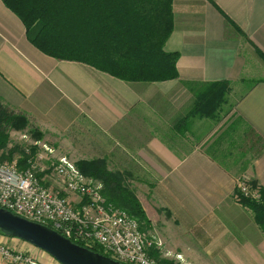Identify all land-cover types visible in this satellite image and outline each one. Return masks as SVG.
<instances>
[{"label": "crops", "instance_id": "obj_1", "mask_svg": "<svg viewBox=\"0 0 264 264\" xmlns=\"http://www.w3.org/2000/svg\"><path fill=\"white\" fill-rule=\"evenodd\" d=\"M172 15L163 50L178 55V77L124 82L44 55L0 0V100L64 141L85 133L89 161L147 188L135 196L161 241L149 251L158 262L264 264V232L237 200L236 173L184 119L207 84L238 88L228 111L261 145L241 171L264 191V0H173ZM11 238L0 234V245H17Z\"/></svg>", "mask_w": 264, "mask_h": 264}, {"label": "trees", "instance_id": "obj_2", "mask_svg": "<svg viewBox=\"0 0 264 264\" xmlns=\"http://www.w3.org/2000/svg\"><path fill=\"white\" fill-rule=\"evenodd\" d=\"M172 1L2 0L23 23L27 40L44 55L88 65L124 82L145 83L178 77V55L163 50L173 27ZM229 92L227 81L207 84L184 119L194 115L215 117L229 103ZM27 122L24 114L16 113L0 100V150L7 147L10 132L25 129ZM32 133L41 138L40 133L34 130ZM33 150L27 148L30 156L24 150L25 164L22 157L16 163L18 168L28 166L30 158H34ZM16 151L13 149L10 155ZM0 159L11 160L3 154ZM76 168L83 176L100 183L105 200L134 217L142 231L141 224L151 225L133 191L123 183L119 173L107 169L104 160L80 161ZM42 175L37 174L38 178ZM244 182L248 194L237 188V200L252 212L264 232V191L253 181ZM255 192L257 198H253ZM77 245L102 254L97 244Z\"/></svg>", "mask_w": 264, "mask_h": 264}, {"label": "built area", "instance_id": "obj_3", "mask_svg": "<svg viewBox=\"0 0 264 264\" xmlns=\"http://www.w3.org/2000/svg\"><path fill=\"white\" fill-rule=\"evenodd\" d=\"M33 160L23 169L0 161L1 209L44 225L74 244H97L102 255L120 264H159L149 255L151 248L161 246L159 238L146 236L134 217L107 202L100 183L84 177L66 157H57L51 175L62 184L63 196L42 184L37 176L43 172L39 166L42 161L38 157ZM237 188L248 194L243 180ZM71 195L78 197L76 203ZM253 198H257L256 192ZM0 257V264H44L3 248Z\"/></svg>", "mask_w": 264, "mask_h": 264}, {"label": "rangeland", "instance_id": "obj_4", "mask_svg": "<svg viewBox=\"0 0 264 264\" xmlns=\"http://www.w3.org/2000/svg\"><path fill=\"white\" fill-rule=\"evenodd\" d=\"M237 89L238 88H236L235 86L232 88V90L230 88V92L228 93V100H231V102L222 107L223 111L220 112V114L217 112L215 113V117H207V119L205 118L202 121L198 120V118H200L199 115H194L191 118L194 119L191 120L189 126L192 132L194 131V129L196 130L195 137L193 139L201 138L204 136L205 138H202V140L204 142H210V144L207 145L208 148H211V146L213 145L210 151L219 158H221L223 160V164L231 168L232 171L236 173V176L238 178V185L241 180L245 181L247 179V170L241 171L240 169H242L244 166L250 165L254 156H256L257 152L259 151L261 145L255 138L252 131L243 122H241L234 113L230 114L231 112L228 111L229 108L233 106L232 101H234L239 96V92H237ZM32 130L36 131L37 133H40L41 138H35L37 137V135L33 134ZM197 132H199L200 134H198ZM196 134H198V136ZM86 136L87 135L85 133L78 134V132H75V134H73L72 136H66L67 141H64L63 136H57L54 134H48L46 132H43L38 129V126H35L30 120H28L25 129L21 131L10 132L9 143L7 144V147L3 150H0V158L1 154H3L4 157L10 156L11 160H0L4 163L6 162V164L10 163L16 165L19 159L23 157L24 163L22 164H25L26 156L24 157V150L26 153H28L27 148H34V157H38L39 161H42L39 163L40 170H43V175L40 177V179H42V183L51 191L66 196L63 193L62 184L59 182L58 179L51 175V171L53 170V165L55 164V160L57 157L64 156L75 166L80 161H89L86 150V139L84 138ZM13 149H17V151L13 152L10 155ZM48 149L52 152H49ZM30 155L31 154L28 153V156ZM30 159L32 162L34 161L33 157H31ZM20 167L21 169L26 168V166ZM39 173L40 171L37 174ZM129 188L133 191L134 194L136 193L139 196H143L144 193L141 194V192L147 190L146 187L143 190L138 191L135 188ZM143 197L145 198L146 195H144ZM70 199L71 201H73V203H76L78 201V197L74 195H71ZM148 212L154 215L153 211H150V209H148ZM141 225L143 228V232L146 236L157 235L155 230L153 229L152 224L148 227L143 224ZM11 239L19 245L25 246L24 249L26 250L19 248L18 244H11V246L0 245V249H7L13 255H24L44 264H49L45 262L46 260L51 261V264H57L56 261L45 252L44 254L46 256L44 257L46 258L39 257L37 253L43 254V251L37 248H33L34 246H31L28 243L18 240L16 238ZM177 256H175L176 259H182L180 255V258H178ZM158 263L169 264L160 262Z\"/></svg>", "mask_w": 264, "mask_h": 264}, {"label": "water", "instance_id": "obj_5", "mask_svg": "<svg viewBox=\"0 0 264 264\" xmlns=\"http://www.w3.org/2000/svg\"><path fill=\"white\" fill-rule=\"evenodd\" d=\"M0 234L24 241L59 264H120L102 254L72 243L50 228L0 208Z\"/></svg>", "mask_w": 264, "mask_h": 264}]
</instances>
